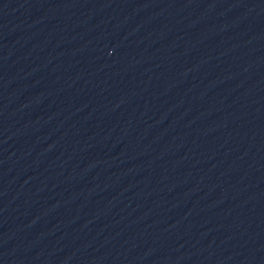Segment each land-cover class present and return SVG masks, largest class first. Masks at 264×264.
<instances>
[{
  "label": "water",
  "instance_id": "water-1",
  "mask_svg": "<svg viewBox=\"0 0 264 264\" xmlns=\"http://www.w3.org/2000/svg\"><path fill=\"white\" fill-rule=\"evenodd\" d=\"M0 264H264V0H0Z\"/></svg>",
  "mask_w": 264,
  "mask_h": 264
}]
</instances>
